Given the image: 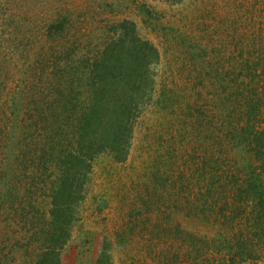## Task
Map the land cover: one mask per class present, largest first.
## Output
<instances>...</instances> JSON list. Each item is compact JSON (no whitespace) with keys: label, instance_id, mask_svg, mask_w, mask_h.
<instances>
[{"label":"rangeland","instance_id":"rangeland-1","mask_svg":"<svg viewBox=\"0 0 264 264\" xmlns=\"http://www.w3.org/2000/svg\"><path fill=\"white\" fill-rule=\"evenodd\" d=\"M125 20L158 56L140 84L120 86L132 108L128 149L122 160L111 150L93 159L62 263L98 264L106 251L104 264H223L228 252L229 264H264L263 248L249 244L254 256L242 260L240 245L230 247L236 229L181 210L196 179L217 182L206 156L227 150L220 142L233 124L251 119L264 130V0H0V264L43 258L59 163L45 172L41 157L57 137L56 106L69 98L59 118L75 121L99 85L94 60L113 49ZM57 21L63 34L50 36ZM63 129L58 148L71 146L74 132Z\"/></svg>","mask_w":264,"mask_h":264},{"label":"trees","instance_id":"trees-1","mask_svg":"<svg viewBox=\"0 0 264 264\" xmlns=\"http://www.w3.org/2000/svg\"><path fill=\"white\" fill-rule=\"evenodd\" d=\"M119 25L122 33L112 45L113 49L103 50L94 60L95 68L100 70L99 73L102 72L99 75V85L91 87L88 102L81 106L80 112L77 111L75 121L66 117L59 118L69 98L62 100L61 104L56 102L60 106H56L59 113L52 120V132L53 134L56 132L57 137L52 138L51 135L50 139L46 138L48 143L45 144L44 156L41 157L46 159L42 163L45 172L50 170L52 162L59 163L57 183L52 195L51 229L53 231L50 237H46L48 244L42 254L43 258L36 264H63L59 253L71 235L73 224L77 220L78 206L86 196L85 183L89 179L93 159L105 150H111L117 155L121 154L120 160L125 158L131 135L128 121L131 120L129 117L132 108L123 104L129 87L120 86L123 84L127 86L131 81L137 83L136 85L140 84L145 76L143 71L149 67L151 60L158 56V50L152 43L142 40L137 35L133 22L125 20ZM127 26L130 27L129 31ZM64 29L65 25L62 22H53L49 27V32H52L50 36L55 32L62 33ZM112 69L118 71V81L110 77L109 71ZM111 80L116 81L118 87H107ZM59 91L57 93L62 96L61 99L67 96L64 91ZM246 99L248 98L245 97ZM70 105L75 111L77 106L72 101ZM249 106V109L253 110V112L248 111L253 115L252 117L259 115L261 108L258 105L254 109L250 104ZM250 120L233 124L230 127V134L222 136L224 142H220V148L227 150L217 154L211 151L206 156L212 164L217 165L213 167L216 174L207 171L213 178H217V182L207 179L209 176L204 173L200 179H196L195 189H189L191 193L189 208L183 205L181 207L186 215L220 222L228 230L236 229V234L225 240L228 244H232L231 248L240 245L238 250L242 254V260L254 256L252 251L255 248L264 249V130L253 125L254 122ZM65 123H68L70 130L74 132L72 140L68 142L71 146L64 145L58 148L57 145L63 144L67 136L63 129ZM45 132L44 130L42 133L44 136H46ZM125 135H127L126 147H122L121 141ZM50 141L55 144L51 145ZM48 145L53 152L49 153L46 150ZM235 149L248 150L252 155L250 158L243 153L242 158L232 156V150ZM57 151L60 152L54 154ZM228 156L230 169L227 175L222 174L223 178L220 172L222 165L227 163L223 160ZM221 160L224 163H221ZM190 184L189 182L188 187ZM249 244L254 245L255 248L251 250ZM107 256L106 251L101 253L97 263L104 264ZM231 257L223 261V264H229L230 259L234 262L235 257Z\"/></svg>","mask_w":264,"mask_h":264}]
</instances>
